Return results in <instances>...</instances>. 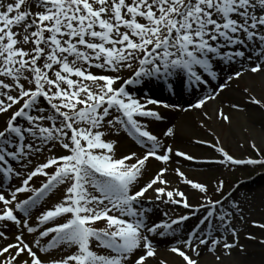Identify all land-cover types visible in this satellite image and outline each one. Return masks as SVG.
Instances as JSON below:
<instances>
[{
	"label": "snow or ice",
	"instance_id": "snow-or-ice-1",
	"mask_svg": "<svg viewBox=\"0 0 264 264\" xmlns=\"http://www.w3.org/2000/svg\"><path fill=\"white\" fill-rule=\"evenodd\" d=\"M244 71L264 77V0H0V241L17 229L0 247V264H148L157 255L154 236L182 244L169 251L184 264H199L186 250L230 255L239 243L237 198L229 192L213 200L177 168L201 194L191 204L165 177L172 147L144 121H163L160 108L180 107L148 95L149 84L171 95L201 93L190 106L202 109ZM249 102L264 108L260 99ZM122 129L145 149L142 156L116 158V141L105 137ZM174 135V128L165 132ZM209 146L224 158L216 163L264 165V158L239 160ZM45 152L51 155L33 165ZM150 158L164 166L141 184ZM37 176L45 178L39 188L30 184ZM62 185V199L30 225L32 211ZM223 188L218 182L216 192ZM20 193L32 195L18 200ZM160 205L189 214L173 218L169 208L161 212L167 219L154 220ZM100 221L104 227H95ZM25 232L35 234L31 244Z\"/></svg>",
	"mask_w": 264,
	"mask_h": 264
},
{
	"label": "rangeland",
	"instance_id": "rangeland-1",
	"mask_svg": "<svg viewBox=\"0 0 264 264\" xmlns=\"http://www.w3.org/2000/svg\"><path fill=\"white\" fill-rule=\"evenodd\" d=\"M7 2V0H5ZM95 72L96 70L93 69ZM228 86L223 90L217 88L215 99L209 100L202 109L192 108V103L198 102L196 96L191 95L187 91H182V94L171 95L166 89L159 90V99L164 102L174 105H179L177 108L163 109L160 108L165 119L163 121H144L148 123V130L154 135L158 136L164 145L171 146L173 153L171 159L167 164L168 171L165 176L170 178L175 184V188H179L187 195L189 202L193 205L200 204L201 194L191 189L189 185L181 182V178L177 176L175 169L179 168L185 176L195 182H199L208 187V195L213 200L221 199L229 192H233L237 198L241 211L232 220V226L236 228L239 238L237 246L230 250V255L225 254L219 248L215 253L208 251H201V255L196 257L190 250L188 254L194 259H198L199 264H264V245L260 244V240H264V229L254 226L253 222L264 223V165H232L216 163V161L223 160V156L216 150L215 145L222 147L235 159H262L264 158V108L254 105L249 102L250 97L260 99L264 102V77L260 74H251L244 71L242 76L238 79L234 78L227 82ZM139 95V93H137ZM168 96H165V95ZM207 94V93H205ZM153 97L157 98L156 95ZM211 102H216L215 109H212ZM236 105L237 107H233ZM184 109H187L186 111ZM229 117L225 121L220 116ZM206 113V115H205ZM10 114V113H8ZM5 114V115H8ZM184 120V124L180 121ZM4 124V120L0 118V127ZM168 128H174L175 135L172 137L165 136ZM105 139L116 141V158L119 159L124 155L136 152L142 156L145 149H142L136 141L129 136L123 129L118 136L110 135ZM201 141L202 143H197ZM253 144L256 148H253ZM256 149H259L257 152ZM176 151H183L195 159L188 161L183 157H177ZM56 155L63 154L64 150L60 148L53 149ZM51 153H42L39 160H34L33 165L38 162H43ZM30 165L29 167L33 166ZM164 165L150 158L144 177L140 181L143 184L154 173H156ZM45 178L42 176L34 177L30 184L39 188L44 182ZM223 181L224 188L220 193L216 192L217 183ZM13 185L18 186L19 180L13 179ZM64 186H60L57 190L46 197L36 209L32 211V218L29 219V224L35 223V217L44 208L52 207L59 202L63 197ZM7 196V192H5ZM32 193H20L17 195L18 200L27 199ZM149 206V205H146ZM3 205L0 204V208ZM169 208H176V206L160 205L159 209L154 212L152 219L160 220L167 219L162 217L161 212ZM20 215L19 213H17ZM170 215L175 218L179 215L189 214V210L183 208H176V211L170 212ZM243 217L241 219L240 217ZM198 220L194 217L191 221L186 222L191 228ZM62 222V221H60ZM103 221L97 222L95 227H104ZM181 231H184L183 229ZM17 229L12 226L8 235L10 240L0 241V247L12 242ZM180 234L178 233L177 236ZM255 236L256 239L250 240L248 236ZM35 234H28L25 232L24 239L31 244ZM156 245L157 255L155 258H149L148 264H159L160 260L167 261L168 256H171L173 264H184L182 258L171 253L169 249L173 246L183 248L182 244H177V240L172 236H154L151 237ZM47 238L41 241V244L46 243ZM228 242H232L231 235H227ZM239 245H244V251L239 250ZM34 250H36L34 248ZM13 251H15L13 249ZM67 253H61L54 250L55 256H60ZM44 258V254H40ZM220 256V260H216V256ZM171 261V260H170ZM169 264V263H168Z\"/></svg>",
	"mask_w": 264,
	"mask_h": 264
},
{
	"label": "bare ground",
	"instance_id": "bare-ground-1",
	"mask_svg": "<svg viewBox=\"0 0 264 264\" xmlns=\"http://www.w3.org/2000/svg\"><path fill=\"white\" fill-rule=\"evenodd\" d=\"M153 85V84H152ZM155 87H158V86H155ZM154 87V88H155ZM154 93V91L153 92H149L148 93V95H150V96H152V94ZM179 94H182V91L179 93ZM154 95H156L157 96V98H158V93H154ZM153 95V96H154ZM161 95H159V98H161L160 97ZM165 96H168L167 94L165 95ZM211 104H212V109L214 110L215 109V106H216V102H211ZM185 123V121L184 120H182V121H180V124L179 125H181V124H184ZM166 177V176H165ZM169 181H171V185H172V187H175L176 186V184L170 179V178H168V177H166ZM168 257H170V258H168V260H167V262L169 263V264H173V258L171 257V256H168ZM171 260V261H170Z\"/></svg>",
	"mask_w": 264,
	"mask_h": 264
}]
</instances>
